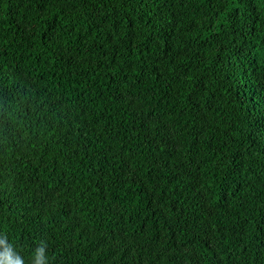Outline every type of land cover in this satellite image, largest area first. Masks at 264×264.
I'll return each instance as SVG.
<instances>
[{
	"label": "trees",
	"instance_id": "obj_1",
	"mask_svg": "<svg viewBox=\"0 0 264 264\" xmlns=\"http://www.w3.org/2000/svg\"><path fill=\"white\" fill-rule=\"evenodd\" d=\"M0 234L264 264V0H0Z\"/></svg>",
	"mask_w": 264,
	"mask_h": 264
},
{
	"label": "clouds",
	"instance_id": "obj_2",
	"mask_svg": "<svg viewBox=\"0 0 264 264\" xmlns=\"http://www.w3.org/2000/svg\"><path fill=\"white\" fill-rule=\"evenodd\" d=\"M46 249V242L41 241L32 251L31 264H49ZM0 264H25L24 258L5 234H0Z\"/></svg>",
	"mask_w": 264,
	"mask_h": 264
}]
</instances>
